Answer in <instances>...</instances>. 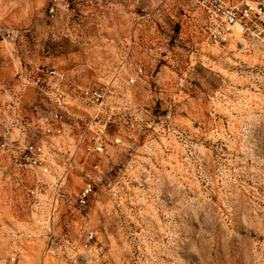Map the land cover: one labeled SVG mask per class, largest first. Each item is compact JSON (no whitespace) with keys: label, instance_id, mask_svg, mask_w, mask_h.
<instances>
[{"label":"rangeland","instance_id":"374dc122","mask_svg":"<svg viewBox=\"0 0 264 264\" xmlns=\"http://www.w3.org/2000/svg\"><path fill=\"white\" fill-rule=\"evenodd\" d=\"M205 22L193 1L0 0L1 132V108L16 99L22 108L17 94L3 98V81L22 73L41 80L36 114L55 108L58 89L72 111L99 112L107 124L101 172L78 165L69 182L77 193L91 174L97 195L56 222L72 234L86 222L97 229L79 264H264V51L240 36L207 48ZM122 61L125 74L114 77ZM135 67L143 73L128 86ZM105 85L101 106L73 98ZM0 189L13 207L6 223L22 228L21 192L4 189L1 176ZM21 242L19 264H38L45 239ZM11 245L0 233V259ZM45 264L68 263L49 255Z\"/></svg>","mask_w":264,"mask_h":264},{"label":"built area","instance_id":"2783aa9c","mask_svg":"<svg viewBox=\"0 0 264 264\" xmlns=\"http://www.w3.org/2000/svg\"><path fill=\"white\" fill-rule=\"evenodd\" d=\"M182 1H193L202 9L207 48L222 50L240 36V42L264 51V0ZM55 5L56 2H51V14L55 12ZM3 37L15 43L18 33L15 29H7ZM126 64L117 65L114 77L125 74ZM142 73L141 67L127 72L124 76L127 85L136 84ZM49 76L57 81L63 77L54 68L49 70ZM23 77L42 87L41 80L31 74ZM110 94V85H105L73 90L72 97L85 105L101 106ZM53 95L55 108L46 115L39 113L35 118L28 119L23 115L18 99L1 108L5 121H2L0 135V176L4 189L21 192V208L27 218L22 228H13L0 219V233L9 238L13 246L11 254L5 260L0 259V264H19L23 259L21 237L27 242L45 239L46 250L38 264H45L49 255L68 264H79L97 240V229L88 222L81 226L78 234H72L70 224H67L66 232L58 231L56 222L64 207L66 211L87 207L97 195L96 178L91 174L86 173L77 193L71 192L69 182L78 165L101 172L106 155L107 124L99 112L85 117L72 111L61 101L58 89ZM71 119H76L75 123ZM34 126L40 131L32 132ZM106 185L111 191L116 189L110 181Z\"/></svg>","mask_w":264,"mask_h":264},{"label":"crops","instance_id":"0c3cea01","mask_svg":"<svg viewBox=\"0 0 264 264\" xmlns=\"http://www.w3.org/2000/svg\"><path fill=\"white\" fill-rule=\"evenodd\" d=\"M124 62V61H122ZM24 74L20 75V79L14 80H4L3 86L8 90V94H2L4 99L11 98L10 93L13 92L17 94L16 98H19L22 104L21 112L26 118L30 119L36 116V107L41 102V94L39 86L34 82H27L23 77ZM10 92V93H9ZM20 95V96H19ZM1 133V128H0ZM11 214L13 215V207L11 200L6 196V193L0 189V219L1 222H7L11 218ZM9 224V223H8ZM24 238V239H22ZM20 241H27L25 237H21ZM26 244L23 246L24 250Z\"/></svg>","mask_w":264,"mask_h":264}]
</instances>
